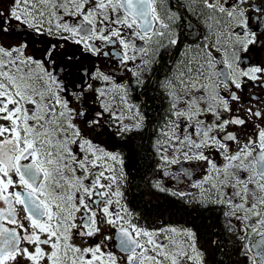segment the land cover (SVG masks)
I'll return each mask as SVG.
<instances>
[{
    "label": "snow or ice",
    "instance_id": "snow-or-ice-1",
    "mask_svg": "<svg viewBox=\"0 0 264 264\" xmlns=\"http://www.w3.org/2000/svg\"><path fill=\"white\" fill-rule=\"evenodd\" d=\"M66 45L97 64L66 71ZM258 47L264 0H0V264H203L195 232L129 208L121 153L88 134L145 128L149 188L218 210L264 264Z\"/></svg>",
    "mask_w": 264,
    "mask_h": 264
},
{
    "label": "flooded vegetation",
    "instance_id": "flooded-vegetation-1",
    "mask_svg": "<svg viewBox=\"0 0 264 264\" xmlns=\"http://www.w3.org/2000/svg\"><path fill=\"white\" fill-rule=\"evenodd\" d=\"M43 47L44 45L37 41L34 47L30 45L29 51H35L39 55ZM63 51L66 54L62 59L74 65L66 70L68 72L80 73L83 69H92L97 64L95 57L87 56L74 46L66 45ZM249 55L253 62L257 55L264 61V49L259 47ZM67 56H72L73 59L68 61ZM150 83L141 91L134 90L132 97L133 101L140 105L149 122L154 120L159 110V101L156 93L150 88ZM100 131L102 130L88 134L108 150L121 153L127 178L124 188L126 203L134 212L142 215L143 222L191 229L196 234L197 248L203 254V264H248L247 256L241 251V242L224 226L218 210L183 204L171 196L149 188L146 180L153 175L155 160L149 147L151 132L148 128L141 132L129 133L124 140L107 132L101 135Z\"/></svg>",
    "mask_w": 264,
    "mask_h": 264
}]
</instances>
